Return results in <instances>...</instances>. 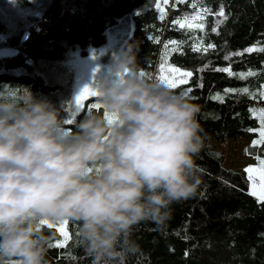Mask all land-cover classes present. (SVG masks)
Instances as JSON below:
<instances>
[{
    "label": "trees",
    "instance_id": "obj_1",
    "mask_svg": "<svg viewBox=\"0 0 264 264\" xmlns=\"http://www.w3.org/2000/svg\"><path fill=\"white\" fill-rule=\"evenodd\" d=\"M13 1L27 6L26 0ZM221 7L223 17L217 15ZM27 15L13 17V26L0 16V49L16 51L0 54V93L27 88L61 109L69 77L58 62L68 48L101 43L103 30L117 19L133 22L123 50L136 45L138 69L146 78L157 80L164 64L192 73L173 89H191L188 98L201 107L198 118L207 134L197 158L201 184L196 196L171 206L163 228L151 221L134 227L132 239L140 251L128 264H264V202L209 147L210 139L223 144L227 138H248L247 154L261 157L264 151V143H254L260 141L264 108V52L246 51L264 48V0H49L40 13ZM197 16L203 17L195 21L203 29L180 26ZM225 68L231 74L217 71ZM217 93L222 101L212 98ZM85 101L73 120L88 110L103 111L94 97ZM46 227L57 233L48 264H92L76 224H65V236L59 225Z\"/></svg>",
    "mask_w": 264,
    "mask_h": 264
},
{
    "label": "clouds",
    "instance_id": "obj_2",
    "mask_svg": "<svg viewBox=\"0 0 264 264\" xmlns=\"http://www.w3.org/2000/svg\"><path fill=\"white\" fill-rule=\"evenodd\" d=\"M93 87L103 111L72 127L30 89L0 93V264H48L57 233L46 226L65 223L92 264H128L134 227L163 228L174 203L196 196L201 107L142 75L135 44Z\"/></svg>",
    "mask_w": 264,
    "mask_h": 264
},
{
    "label": "rangeland",
    "instance_id": "obj_3",
    "mask_svg": "<svg viewBox=\"0 0 264 264\" xmlns=\"http://www.w3.org/2000/svg\"><path fill=\"white\" fill-rule=\"evenodd\" d=\"M48 1L49 0H26L27 6L22 9L14 3L13 0H0V16L10 20L9 25L13 26L12 21L15 20L13 17L17 16L23 19L28 16V13H40ZM132 30L133 22L131 19H117L115 23H110V25L103 30L104 39L98 45L89 43L83 48L72 47L65 51L63 57L58 62L69 77V82L67 84V81L63 76L64 83H66L69 87L68 96L61 105V114L63 116L72 121L75 114L82 109L77 105V96L81 94L85 87L95 89L93 84L96 77L103 74L101 67L103 65L110 66L114 57L123 51L124 42L129 37ZM2 52H0V54ZM3 53H7V51L4 50ZM161 66L165 69L174 67L167 64L160 65L158 77L162 74ZM179 70L181 72H187L186 70ZM56 71L61 73L59 70ZM63 95L64 89L61 92L62 100ZM92 97H94L96 103L100 104L97 96L88 95L83 101V107L86 105L85 100L89 98L91 99ZM259 118H261V112ZM261 127L262 125L260 122V126L258 128L259 140H261ZM248 144H250V140L248 138H227L223 144H220L215 139L209 140V147L223 155V166L240 172L244 180L248 183L249 190L251 191L253 187V180L249 177L253 176L254 173H249L246 170L249 168L256 170L264 167V164H262V162H264V151L260 155L261 157L247 154L245 148ZM256 183H259L258 179L256 180ZM59 229L62 234H64L63 236H65V224L59 225Z\"/></svg>",
    "mask_w": 264,
    "mask_h": 264
},
{
    "label": "snow or ice",
    "instance_id": "obj_4",
    "mask_svg": "<svg viewBox=\"0 0 264 264\" xmlns=\"http://www.w3.org/2000/svg\"><path fill=\"white\" fill-rule=\"evenodd\" d=\"M164 2L167 3V0H164ZM180 2H183V0H180ZM202 11H207V10L203 9ZM217 15L221 16V17H223L225 15L223 7H221V9L217 13ZM160 18L163 19L164 18L163 15H161ZM191 19L193 20V23L189 24V23H187V21H185L184 23H181L180 26L181 27H185L186 25L188 27L195 26V27H198L200 29H203V24L195 23L196 20L203 19L202 16H197V17H194ZM173 43H176V42H173ZM209 47H211V46H209ZM257 50L264 52V48H259V49L250 48V49H247L246 51H257ZM217 71H226V72H229L231 74L230 68L217 69ZM161 73L162 74L158 77V80L165 83L167 86H169L171 88H176L180 84L187 83V78H190L192 76L191 72H181L179 69L174 68V67H169L168 69H165L163 66H161ZM249 74L255 75V73H252L251 70L249 71ZM142 75H145V74L142 72ZM241 75H243V74H241ZM190 91H191V89H188L186 92H184V94L187 95L188 92H190ZM225 91H232V90H225ZM243 91L246 93V92H248V89L245 88V89H243ZM88 95L98 96V92L95 89L85 87L83 89V91L81 92V94L79 96H77V98H76L77 105L82 108L83 107V101ZM261 95H264V92H262ZM212 98L217 99V100H221V101L223 100V98L220 96L219 93H217ZM97 107H100V105H98V104L91 105V108H97ZM260 112H261L260 122L262 125V127H261V140L256 141L254 143H264V109H261ZM71 122L72 121L69 120V123H71ZM262 164H264V162H262ZM246 171H248L249 173H254L253 176L249 177L250 179L253 180V187H252L250 194L257 196L260 201L264 202V167H262L260 169H256V170L249 168ZM257 179L259 181L258 184L256 183ZM65 224H67V223H65ZM49 227H52V225H49Z\"/></svg>",
    "mask_w": 264,
    "mask_h": 264
},
{
    "label": "water",
    "instance_id": "obj_5",
    "mask_svg": "<svg viewBox=\"0 0 264 264\" xmlns=\"http://www.w3.org/2000/svg\"><path fill=\"white\" fill-rule=\"evenodd\" d=\"M10 51H11V53H13L14 50L11 49ZM108 67H109V66H107V65H103V66L101 67V71H102V73H104L105 71H107Z\"/></svg>",
    "mask_w": 264,
    "mask_h": 264
},
{
    "label": "flooded vegetation",
    "instance_id": "obj_6",
    "mask_svg": "<svg viewBox=\"0 0 264 264\" xmlns=\"http://www.w3.org/2000/svg\"><path fill=\"white\" fill-rule=\"evenodd\" d=\"M4 50H6V49H4V48H3V49H0V52H2V51L4 52ZM6 51L9 52V54H11V55H14V54L16 53L15 50L13 51V53H11L10 50H6ZM3 52H2V53H3ZM2 53H1V54H2Z\"/></svg>",
    "mask_w": 264,
    "mask_h": 264
}]
</instances>
